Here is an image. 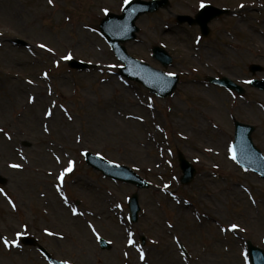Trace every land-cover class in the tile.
Wrapping results in <instances>:
<instances>
[{
	"label": "rangeland",
	"instance_id": "rangeland-1",
	"mask_svg": "<svg viewBox=\"0 0 264 264\" xmlns=\"http://www.w3.org/2000/svg\"><path fill=\"white\" fill-rule=\"evenodd\" d=\"M127 1L0 0V175L7 179L0 237L18 244L0 239V264H50L39 246L72 264H250L247 241L264 249V178L232 158L234 120L255 127L264 154V91L249 85L264 79V70L249 69L264 67V0H169L139 17L126 48L180 75L167 98L120 75L122 63L100 33V19ZM201 3L231 9L210 22L207 37L198 25L176 21ZM154 45L173 56L171 66L153 57ZM67 57L93 66L72 69ZM209 76L229 77L245 92ZM87 151L131 167L151 185L111 180L86 164ZM178 151L197 168L187 185ZM137 191L141 212L131 223L128 199Z\"/></svg>",
	"mask_w": 264,
	"mask_h": 264
},
{
	"label": "water",
	"instance_id": "water-1",
	"mask_svg": "<svg viewBox=\"0 0 264 264\" xmlns=\"http://www.w3.org/2000/svg\"><path fill=\"white\" fill-rule=\"evenodd\" d=\"M167 0H157V1H141L132 0L124 9L122 15H115L109 13L106 18L102 20L101 30L108 42L111 44L116 54L120 59L126 62V67L121 68V70L132 78H137L141 80L145 85H147L153 92L161 95L167 96L173 92L176 87V78L174 80H167L164 74L160 71L152 70L147 64L137 61L133 57L127 54L125 46L122 45L123 42L135 38V32L138 28L135 25L136 19L145 12L155 11L159 7L164 6ZM224 10L214 9L213 7L207 5L197 16L196 20H192L188 16H180L179 21L189 20L190 22H199L204 29V33L208 32L207 23L215 16L222 14ZM19 44H25L24 41L17 40ZM155 56L160 59L164 64L171 61V57L168 56L167 52L160 47H154ZM71 65L78 68H85L89 65L83 64L77 61H72ZM254 70L258 69L259 66H253ZM217 83L224 84L230 88H234L238 91H242V88L232 82L228 78L213 79ZM254 84L264 88V81H254ZM253 127L250 125L236 123V143L235 147L238 154V160L245 166L250 167L256 171H259L264 177V158L261 157L260 151L254 146L251 139V132ZM88 163L101 169L106 175L112 176L114 179H121L123 181H128L137 184L142 187L146 185V182L135 172L129 169L127 166H119L109 163L99 157H96L90 153L87 154ZM180 164L184 171L182 176V182H190L195 174V169L192 165L185 160L182 154H180ZM1 181L5 179L0 178ZM140 210L138 203V195L134 194L130 201V211L132 215V220L137 221L138 212ZM26 242H32L27 240ZM103 246H108L107 242L102 240ZM250 256L253 264H264V251L251 245L249 243ZM47 256L52 260L53 264H63L55 259H53L49 253Z\"/></svg>",
	"mask_w": 264,
	"mask_h": 264
},
{
	"label": "snow or ice",
	"instance_id": "snow-or-ice-1",
	"mask_svg": "<svg viewBox=\"0 0 264 264\" xmlns=\"http://www.w3.org/2000/svg\"><path fill=\"white\" fill-rule=\"evenodd\" d=\"M49 3H52V0H49ZM204 6H205L204 3H201V7L203 8ZM241 7H243V5H241ZM40 47H41V48H44L45 45H40ZM67 58H70V57H67ZM45 76H47V73H45ZM33 99H34V98H33ZM51 114H52L51 112L48 113V115H51ZM3 131H4V129L0 128V132H3ZM5 134L7 135V133H5ZM8 138L11 139L10 136H8ZM232 158H233V159H236V155H235L234 152H233V157H232ZM11 167L19 168V167H22V165H19V164H13V165H11ZM73 167H74V161H69V167H68L65 171H66V172H70V171H72ZM63 178H64V173H61V174H60V179H61V181H63ZM0 192H4V190H3V189H0ZM5 195H7V194L5 193ZM12 207H15V204H14V203L12 204ZM74 211H75V210H74ZM25 227H26V226H25ZM237 227H238V226L235 225V224L231 225V228H232L233 230H235ZM17 235H19V233H18ZM0 239L3 240V243H4V245H6V246H9V247H11L12 245H17V246H18L17 241H15V240H13V241H9V240H8L7 238H5V237H0ZM129 243L132 244V243H134V241L129 240ZM143 258H144V254H143V252H141V259H143Z\"/></svg>",
	"mask_w": 264,
	"mask_h": 264
},
{
	"label": "bare ground",
	"instance_id": "bare-ground-1",
	"mask_svg": "<svg viewBox=\"0 0 264 264\" xmlns=\"http://www.w3.org/2000/svg\"><path fill=\"white\" fill-rule=\"evenodd\" d=\"M244 21H245V19H244V17H242V18H241V22H244ZM49 112H51L52 114H51V115H48ZM46 114H47V115H43L44 123L47 122V121L49 120V118L53 116V112H52V111H48ZM231 225H232V224H231ZM231 225H229V228H230L233 232H235V233H239V231H238L239 228L237 227L235 230H233V229L231 228Z\"/></svg>",
	"mask_w": 264,
	"mask_h": 264
}]
</instances>
